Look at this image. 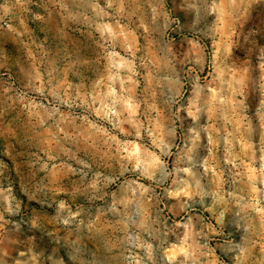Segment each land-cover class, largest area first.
<instances>
[{
	"label": "rangeland",
	"instance_id": "obj_1",
	"mask_svg": "<svg viewBox=\"0 0 264 264\" xmlns=\"http://www.w3.org/2000/svg\"><path fill=\"white\" fill-rule=\"evenodd\" d=\"M0 264H264V0H0Z\"/></svg>",
	"mask_w": 264,
	"mask_h": 264
}]
</instances>
